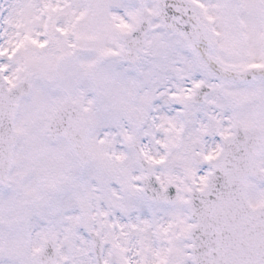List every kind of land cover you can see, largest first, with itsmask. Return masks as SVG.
I'll list each match as a JSON object with an SVG mask.
<instances>
[{"label": "snow or ice", "instance_id": "6c2138e0", "mask_svg": "<svg viewBox=\"0 0 264 264\" xmlns=\"http://www.w3.org/2000/svg\"><path fill=\"white\" fill-rule=\"evenodd\" d=\"M0 264H264V0H0Z\"/></svg>", "mask_w": 264, "mask_h": 264}]
</instances>
